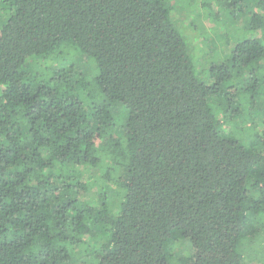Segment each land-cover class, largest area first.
<instances>
[{
  "label": "trees",
  "instance_id": "16d2710c",
  "mask_svg": "<svg viewBox=\"0 0 264 264\" xmlns=\"http://www.w3.org/2000/svg\"><path fill=\"white\" fill-rule=\"evenodd\" d=\"M168 4L0 0V264H264V0L209 82Z\"/></svg>",
  "mask_w": 264,
  "mask_h": 264
},
{
  "label": "rangeland",
  "instance_id": "374dc122",
  "mask_svg": "<svg viewBox=\"0 0 264 264\" xmlns=\"http://www.w3.org/2000/svg\"><path fill=\"white\" fill-rule=\"evenodd\" d=\"M173 4L172 15L176 26L181 31L184 39L187 42L189 53L197 69V76L203 82H209L206 69H210L212 65H217L221 61H226L230 54L232 53L238 40L242 39L245 31L247 30L248 15L251 13V0H246L249 2V9H247L245 16L242 21L236 23V19L232 17L230 11L222 10L219 12V19L221 23L218 24L215 20L207 19L208 11H204L201 8L203 0H167ZM2 7V6H1ZM4 12L3 10H1ZM193 21V22H192ZM205 34V36H201ZM93 63L88 61L86 58L84 60L79 59L78 69L79 72L88 74L93 70ZM40 70H34L33 72L40 73ZM247 72L243 73L242 79H237L235 81V88L232 93L231 101L233 102L230 108H237L240 104V99L236 98L235 94L243 90L245 86V81L243 80L247 77ZM230 83V82H229ZM232 84V83H231ZM214 106L220 107V101L216 98L211 99ZM244 104V103H243ZM248 107L247 114L250 115V119L243 121L242 116L238 118V126L249 127L253 122L262 123L264 122V99L263 101L256 102L254 107ZM238 117V116H235ZM244 117V116H243ZM237 124V122H236ZM101 174V170H95V173ZM91 180L92 186H96L93 182L91 176H88ZM254 264H258L257 261Z\"/></svg>",
  "mask_w": 264,
  "mask_h": 264
}]
</instances>
